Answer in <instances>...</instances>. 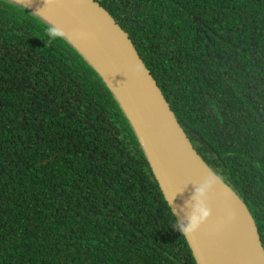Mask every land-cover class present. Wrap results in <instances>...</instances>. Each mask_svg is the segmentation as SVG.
Returning a JSON list of instances; mask_svg holds the SVG:
<instances>
[{"label": "trees", "instance_id": "16d2710c", "mask_svg": "<svg viewBox=\"0 0 264 264\" xmlns=\"http://www.w3.org/2000/svg\"><path fill=\"white\" fill-rule=\"evenodd\" d=\"M96 1L264 248V0ZM0 264H197L107 85L14 0H0Z\"/></svg>", "mask_w": 264, "mask_h": 264}, {"label": "water", "instance_id": "95a60500", "mask_svg": "<svg viewBox=\"0 0 264 264\" xmlns=\"http://www.w3.org/2000/svg\"><path fill=\"white\" fill-rule=\"evenodd\" d=\"M102 78L142 147L197 264H264L255 221L241 197L194 149L128 34L96 0H33ZM237 217H232L233 214ZM245 234L237 238L236 228Z\"/></svg>", "mask_w": 264, "mask_h": 264}, {"label": "bare ground", "instance_id": "6f19581e", "mask_svg": "<svg viewBox=\"0 0 264 264\" xmlns=\"http://www.w3.org/2000/svg\"><path fill=\"white\" fill-rule=\"evenodd\" d=\"M23 1L27 4H29L31 7L35 8L36 10H38L39 12H41L43 15H45L46 17L50 18L51 20L55 21L60 27H62L68 34L69 36L79 45L81 46V48L83 50H85V48L83 47L82 43L79 41L78 37L76 35H73L72 33H70V31L66 28V25L59 20L54 14L48 12L47 9H45L44 7H42L41 5H39L38 3L34 2L33 0H20ZM86 51V50H85ZM232 217H237V214H233ZM245 234V229H243L241 226L236 228V233L235 236L237 238L244 236Z\"/></svg>", "mask_w": 264, "mask_h": 264}]
</instances>
